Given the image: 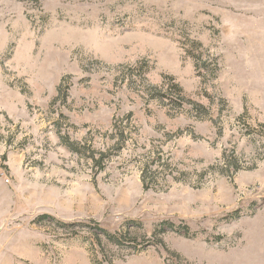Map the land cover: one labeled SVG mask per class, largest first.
<instances>
[{"label":"rangeland","instance_id":"374dc122","mask_svg":"<svg viewBox=\"0 0 264 264\" xmlns=\"http://www.w3.org/2000/svg\"><path fill=\"white\" fill-rule=\"evenodd\" d=\"M0 264H264V0H0Z\"/></svg>","mask_w":264,"mask_h":264},{"label":"trees","instance_id":"16d2710c","mask_svg":"<svg viewBox=\"0 0 264 264\" xmlns=\"http://www.w3.org/2000/svg\"><path fill=\"white\" fill-rule=\"evenodd\" d=\"M165 79L170 82V85L168 87V93H166L165 95L164 94H160L159 97H157V96H155L153 94V96L151 95V98L152 99H159V100H161V98L169 97V95L174 94V95L178 96L179 101H181V103L178 104V107L180 108L182 106V104L184 103V101H185L184 98H183V96H182L183 95V90L177 84L174 83V79H172L170 77L165 78ZM153 91H156L157 92V88H153ZM194 107H195V109H197L196 106H194ZM123 138H124V132L121 131L120 132V139H121V141L123 140ZM71 146L73 147L72 149H73L74 152H76V153H80L81 152V150H80V148H78V145L77 144H72ZM103 157H104L103 154H101V157L98 158V159H96L95 156H92V160L95 162L96 165H98V166L100 165L101 170L103 169V165L101 164L103 162ZM233 166H234L233 164H230L229 163V167H233ZM143 184H144L145 189H147L149 187V181L147 182L146 174L143 176ZM41 218L42 219H50V216L43 215ZM63 226H65V225H63ZM161 228L163 229L162 231L165 232V229L166 228H171L172 229V228H174V225L172 223L166 222V223H163L161 225ZM100 231L102 233L106 234L110 240H114V237L112 235H110L109 233H107V232H105L103 230H100Z\"/></svg>","mask_w":264,"mask_h":264}]
</instances>
